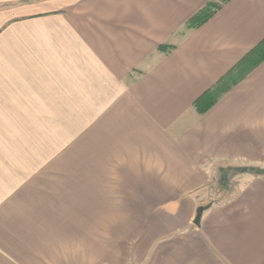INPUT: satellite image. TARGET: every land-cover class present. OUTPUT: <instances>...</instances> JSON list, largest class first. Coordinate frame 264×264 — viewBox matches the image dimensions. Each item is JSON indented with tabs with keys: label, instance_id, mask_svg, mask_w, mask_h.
I'll use <instances>...</instances> for the list:
<instances>
[{
	"label": "crops",
	"instance_id": "1",
	"mask_svg": "<svg viewBox=\"0 0 264 264\" xmlns=\"http://www.w3.org/2000/svg\"><path fill=\"white\" fill-rule=\"evenodd\" d=\"M263 42L264 0H0V264H264Z\"/></svg>",
	"mask_w": 264,
	"mask_h": 264
},
{
	"label": "trees",
	"instance_id": "2",
	"mask_svg": "<svg viewBox=\"0 0 264 264\" xmlns=\"http://www.w3.org/2000/svg\"><path fill=\"white\" fill-rule=\"evenodd\" d=\"M211 6V5H210ZM264 60V42L254 49L246 58L244 59V62L240 66L239 69V78H237L238 83L243 76H245L247 73H249L252 69L257 67L262 61ZM228 86H225V84H222L216 88H214L213 91L207 92L204 96H202L197 102H196V108L198 112L203 113L207 111L219 98V96L222 93H226L228 90Z\"/></svg>",
	"mask_w": 264,
	"mask_h": 264
},
{
	"label": "water",
	"instance_id": "3",
	"mask_svg": "<svg viewBox=\"0 0 264 264\" xmlns=\"http://www.w3.org/2000/svg\"><path fill=\"white\" fill-rule=\"evenodd\" d=\"M210 206H211V204H208L207 206H201V207H198L197 208L196 215H195V218H194V221H193V224L195 226H199V224H200V218H201L202 213L204 211H206Z\"/></svg>",
	"mask_w": 264,
	"mask_h": 264
},
{
	"label": "rangeland",
	"instance_id": "4",
	"mask_svg": "<svg viewBox=\"0 0 264 264\" xmlns=\"http://www.w3.org/2000/svg\"><path fill=\"white\" fill-rule=\"evenodd\" d=\"M94 257L97 258L98 256H94ZM106 259L109 260L110 264H113V262H115L114 261V256L109 255V256H105L103 258V260H106ZM94 264H96V263L94 262ZM99 264H101V262Z\"/></svg>",
	"mask_w": 264,
	"mask_h": 264
}]
</instances>
